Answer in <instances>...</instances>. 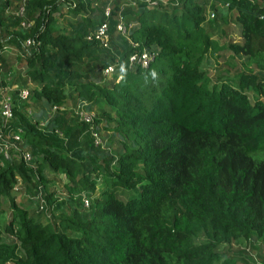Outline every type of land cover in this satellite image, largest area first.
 Masks as SVG:
<instances>
[{"label": "trees", "instance_id": "1", "mask_svg": "<svg viewBox=\"0 0 264 264\" xmlns=\"http://www.w3.org/2000/svg\"><path fill=\"white\" fill-rule=\"evenodd\" d=\"M130 1L25 0L18 18L0 0V65L13 60L28 87L0 117L4 133L20 129L19 159L0 153V264H234L225 247L264 240V0H214L206 18L209 0ZM103 23L105 46L92 38ZM231 23L227 53L244 68L209 87L202 58L225 47L213 37ZM143 49L154 53L147 68L128 66ZM108 65L116 72L104 78ZM32 104L55 108L44 125Z\"/></svg>", "mask_w": 264, "mask_h": 264}, {"label": "rangeland", "instance_id": "2", "mask_svg": "<svg viewBox=\"0 0 264 264\" xmlns=\"http://www.w3.org/2000/svg\"><path fill=\"white\" fill-rule=\"evenodd\" d=\"M214 0H209L204 6V16L206 18L209 13V6ZM261 1V0H258ZM19 1L10 0L9 13H15ZM218 6V12L222 15L226 14V7L223 3H216ZM231 30L229 31V36L227 37H213L219 44L228 43V39L235 40L238 38V26L234 23H231ZM243 58L239 56L229 55L227 53L226 46L219 52H215L212 49L208 50L201 62V67L205 72V77L207 79V85L210 87L215 83H218V78H224L227 82H233L231 80V75L235 71L243 70L244 66L242 64ZM251 66V65H250ZM15 62L12 60L6 65H0V99L3 96H12L16 90L28 89L27 84L17 83L15 80ZM111 76V75H110ZM110 76H108L110 78ZM31 112H39L42 114L40 119V124H45L52 116V110L46 108L42 104H32ZM30 112V115H31ZM41 125V126H43ZM100 137L104 135L103 132H99ZM105 142V140L103 139ZM108 145V149L112 150L114 147L113 143ZM11 159L18 160L19 153H16L15 150H11L9 154ZM47 179L55 178L54 183L50 184L48 189L53 191L56 197L59 199H66V194L62 187V181L59 180L57 176H50L47 173H44ZM29 199V194L25 190H22L16 195L15 200H23V204L26 205ZM18 202V201H17ZM7 204H3V212L0 214V221H6L8 217ZM38 207L36 202L28 205V212H37ZM44 216L47 215L46 209L43 211ZM227 255L234 258V264H264V240L251 237L248 240H236L232 242L229 246L223 249ZM226 256V255H225Z\"/></svg>", "mask_w": 264, "mask_h": 264}, {"label": "built area", "instance_id": "3", "mask_svg": "<svg viewBox=\"0 0 264 264\" xmlns=\"http://www.w3.org/2000/svg\"><path fill=\"white\" fill-rule=\"evenodd\" d=\"M148 1V4L150 6L156 5V0ZM24 2L25 0H21L20 3L17 5L16 12L13 13L15 17H22L23 11H24ZM129 4L134 5V0H131ZM109 13V6L107 5L104 9V15L107 16ZM130 24H124L122 17L120 14H117L116 19V25L115 29L117 32H120L121 34H126L128 28L130 27ZM19 27L23 30H26L30 27V22L25 20H20ZM92 38L96 40L100 45L105 46L107 43L108 35H107V26L105 23L100 25L97 30L94 32ZM35 42L29 38L25 39L24 45H34ZM154 53L148 52L146 50H141L139 53H132L128 56V66H137L141 69L147 68L149 62L153 60ZM116 71L111 65H108L102 69V75L104 78H109L108 76H112L113 73ZM110 76V77H111ZM120 78V75L117 73L116 79L118 80ZM28 95V89H21L17 96L20 99H25ZM55 108H52V111ZM75 113H77L78 118L80 121L84 122H91L93 117V112L85 111L83 109V104H78L74 108ZM0 117L3 120L4 124H6L12 117V110H11V98L9 95L3 96L0 99ZM19 132L20 129H17L16 132H3L0 130V153L3 155V157L6 159L9 157V149L12 147L14 150H18L16 148L14 142L19 140ZM91 138L92 143L94 146H101L103 144V141L100 137V135L94 131L91 132ZM21 157L23 160L27 161L30 159V155L28 152H21ZM84 205H86V201H83Z\"/></svg>", "mask_w": 264, "mask_h": 264}]
</instances>
